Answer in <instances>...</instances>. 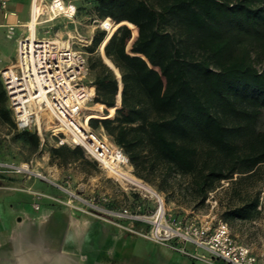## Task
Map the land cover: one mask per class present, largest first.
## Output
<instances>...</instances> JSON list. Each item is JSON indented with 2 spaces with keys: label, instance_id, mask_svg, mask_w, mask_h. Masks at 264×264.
Returning a JSON list of instances; mask_svg holds the SVG:
<instances>
[{
  "label": "trees",
  "instance_id": "trees-1",
  "mask_svg": "<svg viewBox=\"0 0 264 264\" xmlns=\"http://www.w3.org/2000/svg\"><path fill=\"white\" fill-rule=\"evenodd\" d=\"M94 5L100 20L114 26L107 36L95 33L89 53L104 46L121 95L119 105V81L102 59H87L89 72L98 69L89 127L103 130L132 174L157 191L201 206L227 183L228 200H239L227 203V215L249 218L259 191L246 192L242 184L262 179L264 166V130L256 127L264 112V0ZM255 60H262L260 68ZM6 100L0 81V118L12 124ZM103 106L107 114L100 113ZM19 132L32 148L44 145L37 133ZM49 153L59 166L84 158L79 147L53 145Z\"/></svg>",
  "mask_w": 264,
  "mask_h": 264
},
{
  "label": "rangeland",
  "instance_id": "rangeland-1",
  "mask_svg": "<svg viewBox=\"0 0 264 264\" xmlns=\"http://www.w3.org/2000/svg\"><path fill=\"white\" fill-rule=\"evenodd\" d=\"M94 2L73 0L76 7L73 18L57 16L44 24L45 29L38 33L39 37L58 34L63 39H70L73 48L85 52L88 60L101 59L105 56L103 45L89 53L93 46L92 38L101 31V20ZM49 3H43L44 11ZM39 20H45V15H41ZM20 35L0 29V69L15 60ZM103 61L112 68L109 60ZM261 64L262 60H255L257 68ZM97 71H90L88 79H94ZM5 105L8 108L7 100ZM87 107L90 110L84 115L97 112V103L92 101ZM100 113L107 114L108 110L103 106ZM10 118L12 124L0 118V162L27 164L32 172L39 173L44 179L0 173L5 178H0V264H34L45 254L55 259L57 264H207L193 257L209 258L206 252L192 244L153 241L151 224H147L148 228L137 227L134 223L118 224L107 214L90 210L83 200L106 199L100 205L104 211L127 207L154 221L158 203L148 194L120 184L83 150V159L59 166L57 161L50 160L53 137L44 133V145L32 148L20 136L11 115ZM256 127L264 130V112L259 116ZM94 133L111 143L103 130L97 129ZM111 156L119 158L125 170L132 174L133 168L119 154L111 152ZM261 170L262 179L242 184L246 192L259 191L257 208L245 220L232 218L226 213L228 202L239 204L236 197L228 200L231 194L225 191L227 183L210 193L204 205L197 206L184 196L172 198L157 191L150 183L141 181L161 198L165 226L197 227L205 223L215 226L224 222L230 227L236 243L255 254H264V166Z\"/></svg>",
  "mask_w": 264,
  "mask_h": 264
},
{
  "label": "built area",
  "instance_id": "built-area-1",
  "mask_svg": "<svg viewBox=\"0 0 264 264\" xmlns=\"http://www.w3.org/2000/svg\"><path fill=\"white\" fill-rule=\"evenodd\" d=\"M7 2L0 0V11L5 12ZM75 12L73 0H50L47 10L43 9L39 17L45 15V22L60 15L72 19ZM113 25L105 19L99 27L108 34ZM88 75L86 53L74 49L70 39H63L58 34L32 39L23 36L17 42L15 60L0 69L8 109L18 131L35 132L41 141L42 135L48 133L54 139V146L79 147L101 168L100 161L109 159L111 152L122 155L128 163L121 150L99 138L85 119L84 112L90 110L87 105L95 98V86ZM0 173L44 179L39 173L32 172L27 164L0 162ZM105 200L92 198L83 200V204L92 211L107 214L118 224H151L153 241L192 244L209 256L193 257L207 264H264V254H255L236 243L230 227L224 222L215 226L205 223L197 227L173 228L163 224L164 211L163 208L159 211V205L154 221H149L145 215L127 207L104 211L100 205ZM181 251L186 253L183 248Z\"/></svg>",
  "mask_w": 264,
  "mask_h": 264
},
{
  "label": "bare ground",
  "instance_id": "bare-ground-1",
  "mask_svg": "<svg viewBox=\"0 0 264 264\" xmlns=\"http://www.w3.org/2000/svg\"><path fill=\"white\" fill-rule=\"evenodd\" d=\"M44 8L45 7L41 0L32 1L31 21L29 22V27H28L30 29V32L26 34L30 39L34 37V26L36 25V20L39 18V15L43 12ZM112 28H110L108 34L111 32ZM100 162L101 165L104 167V169L109 173V175H111L114 179L118 180L120 184L133 189H138L148 194L150 197L155 198L159 205L160 211H162L161 198L158 197V195L148 185H146L144 182H142L132 174L128 173L123 166V162L119 158H117L116 156H111L109 157V159ZM50 263L57 264V261H55V259L53 260V258H51L48 254L42 255L41 258H38V260L34 262V264H50ZM63 264H67V263L64 262Z\"/></svg>",
  "mask_w": 264,
  "mask_h": 264
},
{
  "label": "crops",
  "instance_id": "crops-1",
  "mask_svg": "<svg viewBox=\"0 0 264 264\" xmlns=\"http://www.w3.org/2000/svg\"><path fill=\"white\" fill-rule=\"evenodd\" d=\"M33 0H8L5 12L0 11V29L10 30L12 33H21L19 39L30 32L29 22L31 21V5ZM42 3L49 2L50 0H41ZM5 13V16H4ZM50 21L39 20L36 21L34 26V36L37 38H46L40 36L38 33L43 32L45 29L44 24ZM27 27V28H26ZM17 47V46H16ZM1 179H5L1 177ZM19 181V180H18ZM19 183H21L19 181Z\"/></svg>",
  "mask_w": 264,
  "mask_h": 264
},
{
  "label": "water",
  "instance_id": "water-1",
  "mask_svg": "<svg viewBox=\"0 0 264 264\" xmlns=\"http://www.w3.org/2000/svg\"><path fill=\"white\" fill-rule=\"evenodd\" d=\"M113 34V33H112ZM101 59H102V61L104 60V59H106V60H108L105 56H101ZM103 63H104V61H103ZM105 64V63H104ZM106 65V64H105ZM107 67H108V65H106ZM151 67V66H150ZM113 73H114V75L117 77V79H118V81H119V84H118V96L116 95V102H117V100H118V103H119V105H120V95H121V82H120V76H119V73H118V71H117V69L112 65V68L111 67H108ZM116 69V70H115ZM155 70H157V71H159L158 69H155ZM165 90H166V86H165V89L163 90V96L165 95ZM114 107H116V103H115V106Z\"/></svg>",
  "mask_w": 264,
  "mask_h": 264
}]
</instances>
